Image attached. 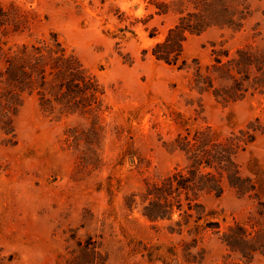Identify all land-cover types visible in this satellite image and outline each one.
Wrapping results in <instances>:
<instances>
[{
	"label": "rangeland",
	"instance_id": "rangeland-1",
	"mask_svg": "<svg viewBox=\"0 0 264 264\" xmlns=\"http://www.w3.org/2000/svg\"><path fill=\"white\" fill-rule=\"evenodd\" d=\"M1 1L14 2L33 17L30 32L3 38L8 46L56 33L96 76L104 95L95 147L98 161L92 164L63 142L66 128L86 127V121L44 113L35 95L25 98L15 118L16 144H3L5 136L0 134V264H65L67 251L75 246L68 240L73 233L78 240H95L108 264H150L132 254L138 241L165 246L178 238L164 234L165 223L145 219L140 206L128 210L125 197L139 193L145 180L183 164L181 154L163 146L181 130L177 113L193 123L196 115L187 100L199 98L202 113L194 126L208 125L227 134L258 119L264 127V94L225 104L191 91L190 71L151 55V47L163 40L175 18H150L154 7L148 0ZM253 8L250 26L257 23L259 34L254 40L263 42L264 0L254 2ZM153 29L156 36L150 38ZM251 35L249 29L233 34L213 28L189 36L183 52L189 62L196 58L204 66L211 60V43L225 42L233 50L252 41ZM250 159L264 165V132L239 157L244 174ZM202 202L221 229L232 219L243 221L255 206L254 200L229 188ZM203 247V260L194 264H242L228 255L216 235L208 232ZM250 264H264V256Z\"/></svg>",
	"mask_w": 264,
	"mask_h": 264
},
{
	"label": "trees",
	"instance_id": "trees-1",
	"mask_svg": "<svg viewBox=\"0 0 264 264\" xmlns=\"http://www.w3.org/2000/svg\"><path fill=\"white\" fill-rule=\"evenodd\" d=\"M154 15H172L175 22L162 41L151 47L155 60L178 70L190 71L188 87L200 96L210 94L220 103H234L247 96L264 94V41L255 23L253 3L260 0H148ZM33 17L14 2L0 0V134L2 143L16 144L14 121L26 97L35 95L40 109L57 118L76 117L85 126H71L64 130V144L80 153L86 164L98 161L95 147L100 142L104 89L73 51L68 50L56 33L33 41L8 46L4 37L30 32ZM229 30L233 34L252 32L246 41L233 50L225 42L211 43L208 64L198 59L188 60L183 44L189 36L200 35L210 29ZM156 36L155 29L149 33ZM146 51H144L145 53ZM193 108V123L177 113L181 130L163 146L183 157L165 176L145 180L142 190L125 197V207L140 206L141 215L151 223H165L161 230L176 243L149 245L138 241L132 254H140L150 264L199 263L206 250L205 235L218 236L228 255H235L242 264H250L264 256V165L255 159L247 162V174L242 171L239 157L264 132L258 119L244 127L221 134L211 126H194L202 113L200 99H189ZM227 188L240 197L255 201L254 210L243 221L232 219L223 229L212 220L202 199L220 196ZM138 197V202L136 201ZM224 221V220H223ZM157 228V227H153ZM74 231V230H73ZM74 248L67 251L65 264H108L107 254L91 237L68 238Z\"/></svg>",
	"mask_w": 264,
	"mask_h": 264
}]
</instances>
